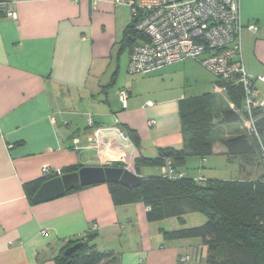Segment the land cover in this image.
I'll return each mask as SVG.
<instances>
[{
	"label": "crops",
	"instance_id": "obj_1",
	"mask_svg": "<svg viewBox=\"0 0 264 264\" xmlns=\"http://www.w3.org/2000/svg\"><path fill=\"white\" fill-rule=\"evenodd\" d=\"M7 9L17 18L6 17ZM240 18L246 69L264 75V0H240ZM130 22L131 8L114 0L0 2V264H61L56 257L77 239L97 252H110L103 264L206 263L208 247L199 237L169 238L165 233L196 225L177 218L149 221L143 202L115 203L106 182L38 204L32 200L31 192L44 178L59 175L46 176L44 168L61 169L62 175L69 172L64 169L84 165L120 162L126 167L139 154L156 157L160 148L182 147L181 105L191 92L203 94L217 79L194 59L130 74L133 46L121 41ZM251 23L257 30L247 28ZM125 69L132 77L155 73L183 82L148 91L140 87L145 79L136 86L125 78ZM256 86L264 97V82L258 80ZM122 87L129 91L126 107L118 98ZM217 96L218 106L226 107L225 95ZM220 121L212 133V155L230 161L225 136L243 130L240 120ZM98 130L110 150L95 146ZM188 163L198 169L192 177L227 180L207 171L205 164H213L208 157L189 156ZM240 168L242 175L250 172L243 161ZM151 169L161 174V167H142L137 174L147 177ZM94 223L98 228L84 237ZM183 256L188 258L181 262Z\"/></svg>",
	"mask_w": 264,
	"mask_h": 264
},
{
	"label": "trees",
	"instance_id": "obj_2",
	"mask_svg": "<svg viewBox=\"0 0 264 264\" xmlns=\"http://www.w3.org/2000/svg\"><path fill=\"white\" fill-rule=\"evenodd\" d=\"M140 19V14H131V22L125 28L121 40L123 44L134 46L138 39H144L142 42L147 40L146 35L137 29ZM256 81L258 80H255V86ZM216 82L226 87V92L222 93L225 95L226 107L218 106L219 96L214 92H205L185 100L180 107L182 147L160 148L156 157L139 154L134 163L137 173L142 167H163L168 159L177 171H183L189 156L205 159L213 154L212 133L218 125V118H221V124L239 120L242 123L246 117L243 87L226 79L217 78ZM229 103L235 109H231ZM219 109H222L221 113ZM237 111L241 112V117ZM253 116L262 135L264 110L253 109ZM124 130L136 144V136L126 127ZM224 144L230 159L236 158L247 163L252 157L259 156L263 162L261 144L254 135L243 131L224 139ZM262 164L264 166V162ZM115 165L123 166L120 162ZM78 169L68 168L64 171ZM45 180L47 179L44 178L42 183ZM106 183L115 203L143 202L150 207L147 211L149 221L177 218L184 224L187 214L196 211L203 213L206 217L203 224L165 233L169 238L199 237L208 247L206 263L264 264V170L260 177H251L249 174L243 178L227 180L204 177L197 181L188 175L169 178L159 174L143 177L141 186L137 188H128L120 183ZM38 187L31 192L32 196ZM82 187L84 186L78 189ZM92 234H88L86 238H90ZM77 242H82V246L76 252L66 255L65 250ZM108 255L110 252H97L89 246L88 241L77 239L69 242L56 259L61 264H103Z\"/></svg>",
	"mask_w": 264,
	"mask_h": 264
},
{
	"label": "built area",
	"instance_id": "obj_3",
	"mask_svg": "<svg viewBox=\"0 0 264 264\" xmlns=\"http://www.w3.org/2000/svg\"><path fill=\"white\" fill-rule=\"evenodd\" d=\"M96 1V0H93ZM115 4L128 5L132 15H141L137 29L146 35V41L136 43L128 64L130 74H145L186 59H194L218 80L226 79L244 89L246 117L240 124L244 132L258 138L264 162V132L261 135L253 116V109L264 110V97L255 86V80L264 82V75H251L244 64L241 33L244 24L240 18V0H114ZM6 17L17 18L14 10L7 9ZM257 30L255 23L247 25ZM215 90L226 92V87L215 83ZM118 98L126 107L129 99L127 87L118 90ZM92 124V119H90ZM152 123V121H151ZM97 132L95 146L110 150V144L102 141ZM116 149V152H119ZM161 175L181 178L187 174L177 171L170 159L161 167ZM44 175L61 174V169L44 168ZM203 180V176L194 177ZM147 211L150 207H146ZM98 228L97 223L87 230L84 237ZM183 256L180 261L187 260ZM208 264V263H205Z\"/></svg>",
	"mask_w": 264,
	"mask_h": 264
},
{
	"label": "water",
	"instance_id": "obj_4",
	"mask_svg": "<svg viewBox=\"0 0 264 264\" xmlns=\"http://www.w3.org/2000/svg\"><path fill=\"white\" fill-rule=\"evenodd\" d=\"M143 176L133 170L116 165H84L78 170L58 175L44 181L34 194V203H42L64 196L68 191L80 186L97 183L113 182L120 183L128 188L141 186ZM82 246V242H77L65 250L66 255L76 252Z\"/></svg>",
	"mask_w": 264,
	"mask_h": 264
},
{
	"label": "rangeland",
	"instance_id": "obj_5",
	"mask_svg": "<svg viewBox=\"0 0 264 264\" xmlns=\"http://www.w3.org/2000/svg\"><path fill=\"white\" fill-rule=\"evenodd\" d=\"M123 73L126 79H129L131 82H134V83L136 81H141L145 79L144 82L142 83L143 85L141 84L140 87L147 89L148 91L150 89H157L159 87H167V84L173 83V82H175V85L180 86L182 85V82H183L182 78L176 79L175 81L172 82L169 79L161 78L162 76L160 75L158 76V74H155V73L148 74L143 77L141 75H136L133 77L132 75L128 76L127 69L123 70ZM211 76L215 77L213 74H211ZM136 86H139V84H137ZM211 86L212 87L210 89L205 88L202 91L203 92L211 91L216 94L220 93V92H217V90H215V83L214 85H211ZM191 93H194V94H191L192 96L196 95L195 91ZM197 93H200V92H197ZM229 105L231 109H235V106H233V104L229 103ZM230 135L231 134L229 133L228 135L225 136V138H229ZM106 155L110 156L107 153ZM220 156L221 155L209 156L208 158H210V163H213V164H210L209 166L205 164L204 166L207 169V171L212 173L211 175H215V177L227 178V179H237L238 177L243 176L247 173H248L247 175L250 174L251 177H260V175L262 174L264 170V166L262 164L263 162L259 156H254L251 158L250 161H247L246 165L250 168L249 169L250 172L244 173L243 175H242V171H240L241 170L240 168L241 160L234 158L229 161L227 160V157L225 155L222 157ZM112 163L113 164H110V165H115V162H112ZM129 165H131L130 166L131 168L135 167V164H129L125 162L126 167H128ZM150 168H154V167H150ZM184 169L188 171L189 173L188 176L194 175L198 170L196 165L192 163L186 164V167ZM148 175L149 176L159 175V171L158 170L155 171V169H151V172ZM186 220H188L189 225H201L206 221V217L203 213L196 211V212H191L187 214L185 216V221Z\"/></svg>",
	"mask_w": 264,
	"mask_h": 264
}]
</instances>
